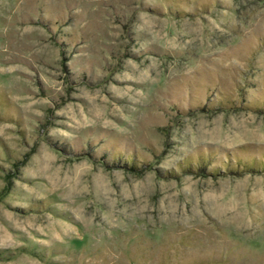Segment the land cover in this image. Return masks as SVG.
<instances>
[{
  "label": "rangeland",
  "instance_id": "1",
  "mask_svg": "<svg viewBox=\"0 0 264 264\" xmlns=\"http://www.w3.org/2000/svg\"><path fill=\"white\" fill-rule=\"evenodd\" d=\"M0 264H264V0H0Z\"/></svg>",
  "mask_w": 264,
  "mask_h": 264
}]
</instances>
